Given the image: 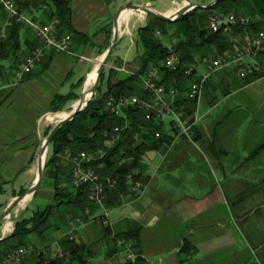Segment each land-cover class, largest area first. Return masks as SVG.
<instances>
[{"label": "crops", "instance_id": "0c3cea01", "mask_svg": "<svg viewBox=\"0 0 264 264\" xmlns=\"http://www.w3.org/2000/svg\"><path fill=\"white\" fill-rule=\"evenodd\" d=\"M162 1L72 0V27L86 38L72 39L71 53L46 52L22 81L17 71L39 41L29 25H19L18 49L6 59L0 57V214L14 199L6 196L31 168L36 151L38 156L43 120L53 113V99L69 95L65 106L77 100L109 48L115 13L129 4L154 8ZM179 8L177 4L167 13ZM22 14L38 23L50 22L47 13L33 5ZM4 19L0 18L1 28ZM150 19L123 12L109 64L115 70L113 83L140 71L143 47L138 29ZM197 70L203 73L204 65ZM218 89L222 94H216ZM181 98L180 106L194 110ZM196 115L191 138L178 137L169 119L160 123L158 130L168 141L146 151L133 169L144 189L135 192L126 182L118 197H107L108 226L103 224V210L96 204L90 207L86 225L77 231V243L87 247V264H128L129 252L115 242L130 234L138 237L136 264H264V77L241 81L233 67L220 70L207 82ZM125 125L132 127L128 120ZM129 132L119 141L123 150L138 143ZM61 163L60 177L70 185L67 163ZM36 207L32 213L40 209ZM58 221L56 228L38 237L42 247L61 249L59 241L67 237L69 222L66 216ZM37 261L26 258L23 264ZM42 264L78 263L67 257Z\"/></svg>", "mask_w": 264, "mask_h": 264}, {"label": "trees", "instance_id": "16d2710c", "mask_svg": "<svg viewBox=\"0 0 264 264\" xmlns=\"http://www.w3.org/2000/svg\"><path fill=\"white\" fill-rule=\"evenodd\" d=\"M15 1L20 11H23L24 8L30 5H33L35 9H41V6L45 4L46 10L44 9V11L50 20L57 18L60 21V25L58 26L59 35L69 34L72 39L86 38L85 35L76 32L72 27V0H37V2L36 0H30L35 1L34 3H28L27 0L25 4L20 3L18 0ZM211 12L224 14L235 13L250 16V24L242 27L235 26L234 35H242L244 37L252 36L264 29V0H218L212 6L195 8L174 22L151 17L146 26L138 29V38L143 47V54L139 59L141 65L140 71L135 75L122 78L116 83L112 82L115 70L111 69L108 73H102L98 91L102 85H105L106 92L94 97L93 100L88 102L86 109L76 114L73 121L62 126L52 139V153L46 160L45 174L53 182L55 205L48 204L43 210L34 212L31 218L21 219L15 225L13 233L0 241V259L18 247L28 246L30 244L29 237L32 234L35 233L37 236L44 237L45 231L56 228V224L52 225L50 223L54 210H57V214H62V217H67L71 212H77L76 214L79 217L86 220V210L90 209V205H93L88 201L87 192L83 188L73 189L71 181L70 185H67L68 180L60 177L62 163L59 162V157L64 149L69 148L75 152H94L104 146V143L108 140L109 132L115 126L123 127L127 120L134 130H138L140 126H145L146 129L141 132V142L130 146L126 150L122 148L123 143L119 142L102 160L95 161L91 164L92 168L102 175H118V190L107 193V197L111 193L118 197L123 192L122 188L126 185V176L133 171L135 166L139 165V158L146 151L157 149L160 144L168 141L166 136L158 140L155 139L154 132L158 131V129L160 130L162 126L160 123H147L145 117L137 109L133 107L125 109V118L116 115L111 116L106 112V104L104 103L110 95L132 97V95L136 94L141 99L146 97V93L140 89L141 83L139 76L143 75L150 67H160L169 51L168 47L160 39L156 38L155 33L157 31L165 38L168 35L175 38L176 44H174L173 50L185 63L193 62L196 57L202 61L204 59H211L213 57H209L208 55L210 52L216 53L214 56L216 57L231 51L233 45L231 44L230 30L226 31L221 29L218 32H212L208 27L207 17ZM18 29L19 24L14 23L13 26L7 28L6 38L0 40L1 59H6L10 56V52L13 51L15 53L18 49ZM161 71L162 83L165 86H177L182 96L185 93L186 77L182 73L172 72L164 68H161ZM31 75L32 73L27 76ZM69 97V95L56 96L51 103V111L56 113L61 110L62 105L68 101ZM181 99L183 105L189 102L184 98ZM125 132V134L130 133L129 131ZM120 161H125L122 166L118 165ZM66 165L69 168L70 176V166L69 164ZM102 165L104 166L102 167ZM62 217L59 219L61 220ZM124 238L130 240L136 247L134 244L138 242L136 234L126 235ZM59 247L62 252L66 253V257L77 261L78 264L88 263V251L85 245L71 241L68 237H64L59 241ZM183 250L185 249L183 248ZM37 259L36 264L43 263L40 260L42 258ZM138 260L140 259L138 258ZM56 261L58 260H52V262Z\"/></svg>", "mask_w": 264, "mask_h": 264}, {"label": "built area", "instance_id": "2783aa9c", "mask_svg": "<svg viewBox=\"0 0 264 264\" xmlns=\"http://www.w3.org/2000/svg\"><path fill=\"white\" fill-rule=\"evenodd\" d=\"M0 4L9 12L11 17H18L19 21L25 20L35 30L37 38L41 41L40 48L32 51L31 55L26 58L25 63L20 67L18 76L30 73L35 64H37L46 51L54 50L55 52H69L71 47V36L65 35L61 38L56 36V28L59 24L58 20H54L48 25H36L26 18L21 17L17 12L16 4L13 0H0ZM231 24L248 26L250 19L247 16H235L234 14L213 13L209 18V28L213 32H218L222 27H229ZM241 47L233 54L227 52L221 56L209 60L205 66V74L202 79L193 80L186 93V100L195 105L193 113L188 112L183 106L178 103V90L171 88L166 90L159 82V68L151 67L143 78L142 82L144 88L152 92V99L138 100L136 97H116L108 96L105 103V109L111 116L121 115L124 109L133 107L137 109L144 117L147 123H162L165 119L171 121V126L176 130L178 137L191 138L194 128L197 125V108L199 98L204 87L205 80L213 75L219 69L229 66H236L238 76L246 78L257 71H264V65L257 61L249 63V58H254L259 52L264 53V30L257 33L253 38L244 39ZM197 62V61H196ZM162 67L172 72L182 73L185 77H191L196 72V64L185 63L174 52H169L162 62ZM145 126H140L138 130H134L129 125L123 127L115 126L108 135L107 149H98L94 152L79 151L75 152L69 148L62 152V161L70 166L71 186L73 189L83 188L87 192L88 201L92 204L98 205L102 210V218L104 226L109 225V210L106 207L107 193L118 190L119 177L110 174H101L92 168L91 164L95 161L102 160L110 150L115 148L116 143L123 138L125 130L133 132V138L136 142H141L142 133ZM161 131H155L154 137L156 140L162 138ZM125 161H120L119 166H122ZM126 182L129 188L135 192H142L144 189L142 183L136 177L133 171L126 176ZM89 215L90 211L86 210ZM86 222L83 218L77 216L68 223L67 237L69 240L77 242L78 229L83 228ZM115 246L125 248L128 254V263L136 264L138 254L135 252V246L130 240L124 237L116 239ZM30 253L36 254L37 257L49 258L51 260H63L66 258V253L60 251H53L51 249H32L24 246L18 247L0 259V264H22L23 259Z\"/></svg>", "mask_w": 264, "mask_h": 264}, {"label": "rangeland", "instance_id": "374dc122", "mask_svg": "<svg viewBox=\"0 0 264 264\" xmlns=\"http://www.w3.org/2000/svg\"><path fill=\"white\" fill-rule=\"evenodd\" d=\"M14 2H15V4L17 3L15 0H13ZM195 1V3L194 2H192V0H191V2L193 3V4H197V5H200V6H202V8H205V7H209L213 2H215V1H207V0H194ZM33 3L35 2V1H32ZM36 2H37V0H36ZM186 1L185 0H163L162 2H159V3H157L155 6H154V8H151V7H149V8H151V9H153L154 11H156V12H159V13H161V14H164V15H167V16H170V15H173V14H169V13H167L168 11H170V10H172L175 6H177V4L178 5H180V8L182 7V6H184V3H185ZM182 3V4H181ZM206 4V5H205ZM40 5H42V4H40ZM45 4H43L42 6H41V9L42 10H46V6H44ZM16 7H17V12H18V14L22 17L23 16V18H26L27 20H29L30 22H32V23H34V24H36V25H48V24H50V23H52L54 20H58L57 18H53V19H51L50 20V22L49 23H46V24H42V23H38V22H35V21H33V20H31V19H29V18H27L26 16H24L22 13H23V11H20L19 10V8H18V6H17V4H16ZM39 7V6H38ZM179 8V9H180ZM192 10H194V9H192ZM191 10V11H192ZM190 12V11H189ZM213 13H219V12H211L210 14H209V16L207 17V24H209V18H210V16L213 14ZM224 14V13H223ZM230 14H234L235 16H237V17H239V16H246V15H243V14H235V13H230ZM146 15V14H145ZM226 15H229V14H226ZM147 16H149V17H153V16H150V15H147ZM1 17H5V22H4V26H3V28H1V26H0V40H3V39H5L6 38V35H7V28L8 27H11V26H13V24L14 23H17V24H19V25H22V24H27V25H29L30 26V24L29 23H27V22H25V20H21V21H19L18 20V17H11L10 15H9V12H7L5 9H4V7L0 4V18ZM248 17V16H247ZM250 17V16H249ZM248 17V18H249ZM250 19V18H249ZM251 20V19H250ZM59 21V20H58ZM251 22V21H250ZM60 25V21H59V24L57 25V28H56V36L57 37H59V38H61L62 36H65V35H69V34H63V35H59V33H58V26ZM235 26H239V27H242V26H240V25H234V24H231L229 27H222L221 29H224V30H226V31H229L230 30V32H231V35H230V37H231V44L233 45L232 46V49H231V51H228V52H230L231 54H233L236 50H238L240 47H241V45H242V43H244L245 41H244V39H246V38H253L254 36H256L257 34H254V35H252V36H247V37H244V36H242V35H234L233 34V32L235 31ZM31 27V26H30ZM208 27H209V25H208ZM32 28V30H33V32H34V35H35V38L39 41V45H37L36 47H34L33 48V50L32 51H34L35 49H37V48H40V46H41V41L37 38V36H36V34H35V30L33 29V27H31ZM220 29V30H221ZM264 30V29H263ZM262 31V30H261ZM213 32V31H212ZM71 36V35H70ZM155 36H156V38H158V39H160L162 42H163V44L164 45H166L167 47H168V49H169V51H168V54H169V52H174V50H173V46H174V44H176L175 42H176V40H175V38H173V37H171V35H168L166 38L165 37H163V35H161L158 31L155 33ZM165 38V39H164ZM32 51L28 54V56H30L31 55V53H32ZM48 51H50V50H48ZM48 51H46V52H48ZM53 52H55L54 50H52ZM71 51H72V37H71V47H70V50H69V52H60V53H71ZM55 53H59V52H55ZM175 53V52H174ZM227 53V52H226ZM45 55H46V53L44 54V56L42 57V59L45 57ZM208 55H209V57H213V58H211V59H214V58H216V57H218V56H216V57H214L215 55H216V53H214V52H210V53H208ZM207 55V56H208ZM27 56V57H28ZM219 56H221V55H219ZM26 57V58H27ZM26 58L24 59V61L22 62V64H21V66L25 63V61H26ZM42 59L37 63V64H35V67L42 61ZM211 59H208V60H206V59H204L203 61L200 59V58H194V60H193V62H190V63H194L195 62V64H196V72L194 73V75L193 76H191V77H186V80H185V84H186V87H185V90H184V92H185V94L187 93V91H188V89H189V86H190V84H191V82L193 81V80H199V79H202L203 78V75L202 74H205V71H206V69H205V66H206V63L205 62H208L209 60H211ZM197 61V62H196ZM252 61H257L258 63H260L261 65H264V53L262 52H259V54L257 55V56H255L254 58H249L248 59V62L249 63H253ZM202 64V65H204V71H203V73H198V70H197V68H198V65L199 64ZM109 64H110V61H109V63H108V65H107V67H106V69H105V71L103 72V73H108L109 72V70H111V68L109 69ZM189 64V63H188ZM20 66V67H21ZM20 67H19V69H18V71H17V74H16V76H17V79L18 80H20V81H22V79L24 78V77H26L28 74H30V73H32L33 72V70L35 69V67L33 68V70L30 72V73H28V74H23V75H20V76H18V72H19V70H20ZM156 67V66H155ZM229 67H233L235 70H236V75H237V77L241 80V81H246V80H248V79H251V78H256V77H264V71H257L256 73H254V74H252V75H249V76H247L246 78H240L239 76H238V71H237V68H236V66H229ZM151 68V67H150ZM149 68V69H150ZM159 68V71H160V73H159V77L161 78V81L159 82V84L160 85H163L165 88H166V90H170L171 88H175V89H177L178 90V95H177V97H183L184 96V99H186V96L185 95H183L182 94V96H181V93H180V89L177 87V86H165L163 83H162V71H161V68H163L162 67V64H161V66L160 67H158ZM225 68H228V67H225ZM225 68H223V69H225ZM148 69V70H149ZM223 69H219L218 71H216L213 75H211V76H209L206 80H205V83H204V87H203V90H202V93H201V97L199 98V103H198V108H199V106H200V103H201V100L205 97V90H206V85H207V82L212 78V77H214V76H216L217 75V73L220 71V70H223ZM148 70H146V72L143 74V75H141V76H139V78H140V89L142 90V91H144L145 93H146V97L145 98H143V99H152V92L151 91H148V90H146L145 88H144V84H143V82H142V80H143V78H145V76H146V74H147V71ZM193 79V80H192ZM98 89H99V86H98V88H97V92H96V95L94 96V97H96V96H100V95H102L103 93H105L106 92V87H105V85H102L101 86V88H100V90L98 91ZM212 94V93H211ZM215 94V92H213V95ZM216 94H222L221 93V90H219L218 89V92L216 93ZM79 96H81V93L79 94ZM110 96H113V95H110ZM117 97V96H116ZM119 97H125V98H130V97H126V96H119ZM132 97H136L138 100H143V99H141V98H139V95H136V94H134V95H132ZM80 98V97H79ZM79 98L77 99V100H75L74 102H72L70 105H68V106H65V105H62V108H61V110H59L58 112H68V113H70L71 111H72V109H73V106H74V104H76L77 103V101L79 100ZM107 99V98H106ZM187 101V100H186ZM190 102V101H189ZM194 105V104H193ZM197 108V109H198ZM106 110V109H105ZM125 110V109H124ZM124 110H123V112H122V114L121 115H118V116H121V117H124L125 118V113H124ZM188 111V110H187ZM195 111V105H194V110H192V111H188V112H190V113H193ZM58 112H56V113H51V114H48L47 115V117L49 116V115H54V114H57ZM140 113V112H139ZM144 117V116H143ZM57 121L58 120H55V121H52V122H50V121H46V119L45 120H43V124H42V126L44 127L43 128V131L40 133V138H39V140H40V143L38 144V146L39 145H41V143L45 140V138L47 137V134L49 133V131L57 124ZM120 127H122V126H120ZM125 131H129V130H125ZM124 131V134H123V137L126 135L125 132ZM108 141V140H107ZM119 142V141H118ZM117 144V143H116ZM106 146H108V145H106ZM105 145L102 147V148H104V149H107V147H106ZM101 148V149H102ZM48 153H47V157H46V160H47V158H48V156H50V154L52 153V149H51V144L49 145V147H48ZM36 158H37V151L33 154V159H32V162H30L31 164H32V166H31V168L28 170V171H26L24 174H22L20 177H19V179H18V183H17V185H15V188H14V191H12V192H10L11 194L10 195H7L6 197H8V196H12V198H16V197H19V195H21L22 193H24V190H26L31 184H32V182L35 180V168L37 167V163H36ZM61 158H62V154L60 155V157H59V162L61 163ZM100 173V172H99ZM33 174V175H32ZM52 195V196H51ZM13 196H15V197H13ZM54 196H55V191H54V189H53V182H52V180L49 178V177H47V175L45 174V179H44V181H43V183L41 184V186L39 187V189L36 191V194L33 196V197H31L29 200H27L25 203H23V204H19V206L15 209V211L12 213V215H11V217H10V219H11V221H13V222H15L14 220H16L18 217H19V215L23 212V217H22V219L23 218H26V219H29V218H31L33 215H34V213H32V208L34 207V208H36L37 209V207L36 206H39L40 207V209L39 210H43L48 204H50V205H55V201H54ZM4 199V198H3ZM42 202H46L47 204L45 205L44 203H42ZM5 203V202H4ZM89 207H92V205H90ZM21 208V209H20ZM39 210H37V211H39ZM87 210H89L90 211V209H87ZM36 211V212H37ZM54 212H55V214H53V217L50 219V223L52 224V225H55L56 223L58 224H60V222L58 221V222H56V219H59L60 217H62V214L60 215V214H57V210H54ZM77 213V212H76ZM75 212H71V213H69L68 214V216L66 217V219H68V222H70V221H72L74 218H76L78 215L76 214ZM62 219V218H61ZM85 222H87V220H84ZM3 227H4V223L0 226V239L2 238V236H4V235H2V231H3ZM14 229H15V225H14V228H13V230L11 231V232H8L7 234H6V236H4V237H8V236H10L12 233H13V231H14ZM43 238L42 236H37V234H32L29 238H30V244L28 245V246H24V247H26V248H32V249H44V247H42L40 244H43L44 242H42L39 238ZM50 240H52V238L50 239ZM49 240V241H50ZM13 243H14V241H13ZM45 243H48L47 241H45ZM77 243V242H76ZM46 249H50V248H47L46 247ZM52 250L53 251H60V249L59 248H57V247H52ZM26 258H35V260H38L37 258H42V259H40L43 263L44 262H48L49 260H51V259H49V258H44V257H37L36 256V254H33V253H30V254H28L24 259H23V261L26 259ZM67 258V257H66ZM65 259V258H64ZM23 261H22V264H23Z\"/></svg>", "mask_w": 264, "mask_h": 264}, {"label": "water", "instance_id": "95a60500", "mask_svg": "<svg viewBox=\"0 0 264 264\" xmlns=\"http://www.w3.org/2000/svg\"><path fill=\"white\" fill-rule=\"evenodd\" d=\"M186 4L182 6L180 9H178L173 15L167 16L164 14H161L159 12L154 11L153 9L146 7V6H141V5H135V4H129L126 6L121 7L114 15V31H113V36L112 40L110 43L109 48L107 51L104 53L102 59L98 63L96 67V79L94 81L93 86L91 87L89 93H90V98L85 100V91L83 89L81 96L77 103L73 106L72 111L64 118L60 119L59 122L49 131L47 134V137L45 140L41 143L39 146V151H38V156H37V174L35 176V180L32 182V184L22 193L19 195V197L14 198L11 200L6 206L3 212L0 214V226L5 223V220L7 218H10L12 213L15 211V209L19 206L20 203L26 200L27 197H33L35 194V191L41 186L45 179V171H46V157L48 153V147L51 144L52 139L56 136V133L59 131V129L64 126L65 124L73 121V118L76 116V114L82 112L83 110L86 109L87 103L90 102L91 100L94 99V96L96 95L97 88L100 84V77L101 74L105 71L112 53L114 51V48L117 44L118 38H119V33H120V18L125 11H131L135 13H141V14H146L150 15L153 17H156L161 20H166V21H171L174 22L187 14L189 11L192 9H195L197 7H202L197 4H193L191 0H185ZM218 0L213 2L210 6H212L214 3H216ZM23 217V212L19 215V217L14 220V225L18 224L20 220ZM6 237L3 236V238L0 239V241L4 240Z\"/></svg>", "mask_w": 264, "mask_h": 264}, {"label": "bare ground", "instance_id": "6f19581e", "mask_svg": "<svg viewBox=\"0 0 264 264\" xmlns=\"http://www.w3.org/2000/svg\"><path fill=\"white\" fill-rule=\"evenodd\" d=\"M182 4V3H181ZM186 4V2L184 3V5ZM169 14H172V13H169ZM97 67V66H96ZM96 68L94 70H92V72L90 73V75L88 76L87 80H86V83L84 85V91H85V100L86 99H89L90 98V89L91 87L93 86L94 84V81L96 79V72H95ZM75 105V104H74ZM76 106V105H75ZM69 113L68 112H58L57 114H54V115H49L47 117V121H55V120H58L57 122H59L60 119L66 117ZM37 174V167L35 168V175ZM33 175V174H32ZM30 197H27L25 201H23L21 204L25 203L27 200H29ZM21 209V208H20ZM14 228V222L11 221L10 218H7L5 220V223H4V227H3V231H2V234L4 236H6V234L8 232H11Z\"/></svg>", "mask_w": 264, "mask_h": 264}]
</instances>
